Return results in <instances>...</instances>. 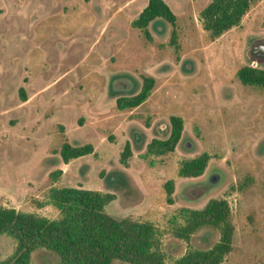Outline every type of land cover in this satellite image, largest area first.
I'll use <instances>...</instances> for the list:
<instances>
[{
	"label": "rangeland",
	"instance_id": "obj_1",
	"mask_svg": "<svg viewBox=\"0 0 264 264\" xmlns=\"http://www.w3.org/2000/svg\"><path fill=\"white\" fill-rule=\"evenodd\" d=\"M165 1L177 14L178 47L162 18L149 24L151 40L133 27L148 0H0V204L54 219L60 212L47 204L52 186L113 192L105 210L153 222L173 264L220 238L213 226L189 240L177 236L181 208L225 198L234 234L221 264H264V88L237 77L243 65L264 68V58L250 52L264 40V0L216 39L200 19L211 0ZM144 75L155 78L151 95L120 110L117 97L137 93ZM172 114L185 125L176 150L146 157L153 138L169 135ZM65 141L90 142L95 153L65 163ZM126 141L133 154L124 163ZM203 152L211 155L204 173L180 176L181 161ZM58 168L63 173L50 177ZM171 178L169 203L164 183ZM15 247L1 234L0 261ZM59 261L43 247L32 253L34 264Z\"/></svg>",
	"mask_w": 264,
	"mask_h": 264
},
{
	"label": "trees",
	"instance_id": "obj_2",
	"mask_svg": "<svg viewBox=\"0 0 264 264\" xmlns=\"http://www.w3.org/2000/svg\"><path fill=\"white\" fill-rule=\"evenodd\" d=\"M88 1V0H87ZM255 0H211L201 11L200 19L213 39L241 24ZM162 18L172 25L171 43L177 44V14L165 0H148L139 15L132 20L133 27L141 30L144 37L152 39L149 24ZM237 77L244 85L264 88V68L243 65ZM155 86L153 76L144 75L141 89L129 96L117 97L120 110L141 105L151 95ZM22 100L28 99L25 88L20 87ZM171 130L165 138H153L147 145L146 157L163 156L174 152L184 131V118L170 115ZM95 152L92 143L73 145L65 141L61 157L65 163L82 155ZM133 154L131 143L126 141L121 160L127 163ZM211 155L203 152L183 159L179 175L196 177L204 173ZM152 162H154L152 160ZM62 168L50 172L58 178ZM169 203L173 202L175 180L164 183ZM116 198L113 192L79 186H52L48 190L47 204L55 206L60 216L51 219L34 212H25L13 206L0 204V235L8 234L16 240L12 255L0 264H34L32 253L40 247L58 254V264H113L121 260L130 264H166L161 248L160 230L151 221L117 218L105 207ZM42 207L44 204H38ZM183 224H177V236L189 240L202 227L213 226L220 230L219 240L209 249L194 248L177 258L173 264H221L232 249L234 225L230 205L225 198H211L202 208H181Z\"/></svg>",
	"mask_w": 264,
	"mask_h": 264
},
{
	"label": "water",
	"instance_id": "obj_3",
	"mask_svg": "<svg viewBox=\"0 0 264 264\" xmlns=\"http://www.w3.org/2000/svg\"><path fill=\"white\" fill-rule=\"evenodd\" d=\"M251 55L254 57H261L264 58V40L258 41L255 45L251 48Z\"/></svg>",
	"mask_w": 264,
	"mask_h": 264
},
{
	"label": "crops",
	"instance_id": "obj_4",
	"mask_svg": "<svg viewBox=\"0 0 264 264\" xmlns=\"http://www.w3.org/2000/svg\"><path fill=\"white\" fill-rule=\"evenodd\" d=\"M95 147V146H94ZM95 153V152H94ZM71 162V161H70ZM63 169V168H62ZM14 207V206H13Z\"/></svg>",
	"mask_w": 264,
	"mask_h": 264
}]
</instances>
